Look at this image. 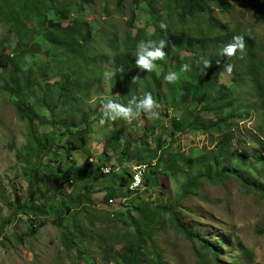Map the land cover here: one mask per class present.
Here are the masks:
<instances>
[{"label":"rangeland","instance_id":"rangeland-1","mask_svg":"<svg viewBox=\"0 0 264 264\" xmlns=\"http://www.w3.org/2000/svg\"><path fill=\"white\" fill-rule=\"evenodd\" d=\"M59 1L60 5L71 4L63 8L71 20L89 21L93 26V38L84 44L94 59L85 73L90 86L77 118H68L63 108L53 113L47 107L37 106L31 109L34 118L31 125L19 113L17 98L4 89L0 75V227L4 229L0 233V264H125L124 255L134 251L138 241L134 220L144 235L145 244L140 250L143 264H264V233L261 232L264 230V195L258 189L244 186L236 176L219 183L201 180L174 208L179 221L187 225L194 236L214 246L223 242L218 258L203 249L200 240L186 239L171 211L164 209L175 204L189 178L188 166L167 174L164 167L170 161L168 155L174 154L181 163L180 159L205 155L206 146L214 147L210 144L211 135L203 131L170 134V118L192 119L188 108L195 110V107L186 108L187 102L173 104L170 99L162 100L158 119L141 113L130 123L123 119L100 123L103 100L110 97L117 101L121 94L113 85L114 66L118 56L127 52L128 37H134L143 28L149 35L155 30L147 3L136 8L134 0ZM226 1L231 2L230 11H223L214 4L213 13L199 14L184 25H168L167 31L162 29L163 34L192 38L225 34L254 37L259 55L264 57L261 0ZM57 17L63 19L56 13L50 14L51 19ZM68 24L70 22L66 21L65 25ZM64 36L47 28V33L36 41L41 50L27 51L29 64L35 65L34 59L38 58L40 63L46 62L52 70L58 71L76 64L73 57L78 50L81 52L79 47L68 42L65 46H56L50 40V37L63 39ZM16 44L9 24H0V54L6 52L13 56ZM182 52L176 56L187 53ZM169 72L171 69L166 71ZM231 73L224 71L220 82H229ZM171 84L164 77L161 79L163 94L169 93ZM245 86L244 90L250 93V81ZM37 100L34 96L28 106L36 104ZM248 101L256 104L253 97ZM262 117L252 110L246 119L235 123V146L261 149L252 136L262 135ZM83 120L84 124L89 120L93 123L86 147L72 150L66 161L64 152L73 126L67 123L72 121L76 126ZM33 133L36 140L32 138ZM37 140L39 144L49 140L51 149L44 148L40 152L43 146ZM158 146L160 150L155 158L151 150ZM140 154L148 156V167L138 162ZM157 162L159 166L155 169ZM104 166H111L113 172L104 173L101 169ZM141 166L144 176L153 178V184L150 180L141 187L132 184V190L129 181L121 184L114 175L122 174L126 168L133 175ZM100 169L103 174L97 176ZM254 179L258 185L264 184V179L256 174ZM88 194L91 196L87 201ZM43 205L47 207L43 215L30 211L32 207ZM65 205L69 209L63 212L61 207ZM145 206L144 214L138 208ZM34 219L37 220L35 225L40 221L46 225L31 235ZM70 237L74 239L73 244L68 241Z\"/></svg>","mask_w":264,"mask_h":264},{"label":"trees","instance_id":"trees-1","mask_svg":"<svg viewBox=\"0 0 264 264\" xmlns=\"http://www.w3.org/2000/svg\"><path fill=\"white\" fill-rule=\"evenodd\" d=\"M246 0H234L233 2L245 3ZM122 2V1H120ZM142 3H147L149 15L155 30L152 34L146 32V29L138 30V33L127 40V52L118 56L114 66L113 85L121 94L116 102L127 105L133 97H142L145 93H151L158 103L162 100L170 103L187 102L186 108L195 107V110L188 108L192 119L184 116H172L170 118V134L186 130L203 131L211 135V142L214 147L208 149L205 147V155H200L180 159L174 154L168 155L169 163L164 167L167 174L181 171L183 167L188 166L189 178L182 188V194L179 195L175 204L171 207L165 206V210H170L176 226L181 230L186 239L200 240L203 249L208 250L217 258L221 255L219 246L210 245L199 236H194L190 228L181 223L175 214L174 208L179 205V201L185 198L188 193L194 190L201 180L206 179L214 183L236 176L238 180L246 187L258 189L264 195V184L258 185L254 175L264 179V130L261 136L257 134L252 136V140L259 143V148H249L247 146L238 148L234 145L233 128L237 121L246 119L250 112L254 110L258 115H263L260 119L264 129V57L259 55V46L254 37H245V49L243 52L237 50L235 55L224 56L222 51L224 47L232 41L234 35L225 34L222 37H166L160 28V23L166 22L167 25H184L190 18L199 14L213 13L214 4L219 5L223 11H230V3L226 0H134L136 8ZM122 5V3H120ZM59 0H0V24L8 23L10 34L17 39V44L13 50V56L10 54H0V75L4 79V89L17 98L16 106L19 113L33 124V111L31 109L48 108L53 113L58 109L67 110V117L77 118V113L81 112L84 106V95L90 86V81L86 78L90 63L94 59L88 54L84 44H88L93 38V26L89 21L80 19L71 20L68 13L63 11L64 7L71 6L60 5ZM164 5V6H163ZM162 6V7H160ZM260 15L264 14V0H261ZM51 13L61 15V18H50ZM166 13V14H164ZM70 24L65 25V22ZM47 28L62 32L63 39L50 37V40L56 43V46H65V43L75 45L81 49L73 60L76 64L64 69L63 71L52 70L51 66L39 59H34L35 65H30L27 51L41 50V45L36 43L39 37L47 33ZM167 40L168 46L165 48L166 56L163 60H157L156 67L160 71L151 72L141 71L135 64L136 45L141 40ZM82 47V48H81ZM5 51V49H4ZM187 52L180 55L181 52ZM70 52V51H69ZM182 52V53H183ZM208 60L210 66L206 68L203 61ZM217 61H220L218 64ZM40 63V64H39ZM77 63L79 65L77 66ZM188 64L190 71L182 72L179 79L171 84L169 93H162L161 79L165 77L170 69L172 72L181 71V66ZM83 66V68L80 67ZM232 65L231 80L229 82H220V76L226 71L225 66ZM142 73V74H141ZM138 76L134 83L132 78ZM250 81L251 92L245 91L246 83ZM140 89L142 91H140ZM37 97V103L29 105V100ZM255 98L256 104L249 103L248 98ZM32 108H31V107ZM244 110V113H241ZM103 114V111L101 112ZM35 118H38L35 116ZM72 126V137L67 143L64 152L66 161L71 157L70 152L79 148H85L87 136L93 124L90 120L87 124L80 121L76 125L70 121L67 123ZM56 126V125H55ZM66 127L60 126L59 128ZM35 128V127H34ZM218 138H214V136ZM36 140L35 135H32ZM263 137V139H262ZM49 140H53L50 138ZM46 140L43 144L37 140L42 149H51L52 142ZM242 143V142H240ZM129 148V147H128ZM45 149V150H46ZM160 146L151 150L157 157ZM149 151V150H148ZM126 152V151H124ZM140 164L149 163L148 156L138 155ZM195 173L192 172L194 165ZM159 166L157 162L153 167ZM105 167V166H104ZM102 167L101 169L103 170ZM96 174H103V172ZM115 173V172H114ZM117 180L122 184L127 181L131 186L133 175H130L128 168L122 174H114ZM96 176V177H97ZM150 180L153 184V178L145 174L144 183ZM133 192V191H132ZM91 194L87 195V201ZM63 212L68 210V205L61 207ZM25 210L24 208H20ZM145 214L147 206L138 208ZM35 215L47 213V207L37 206L30 209ZM40 220V219H39ZM32 220L30 234L35 235L38 228L46 225V222ZM137 226L138 241L134 251H128L124 255L125 264H143L141 260V248L145 242L142 240L144 235L139 224L134 220ZM0 227V233L3 232ZM264 233V230L261 231ZM73 244L74 239L68 238Z\"/></svg>","mask_w":264,"mask_h":264},{"label":"clouds","instance_id":"clouds-1","mask_svg":"<svg viewBox=\"0 0 264 264\" xmlns=\"http://www.w3.org/2000/svg\"><path fill=\"white\" fill-rule=\"evenodd\" d=\"M160 28L167 31L168 25L166 22L160 23ZM168 41L161 39L159 41L148 39L141 40L136 45L135 51V64L141 71L151 72L156 68V61L163 60L166 56L165 48L168 46ZM245 49V38L243 35H234L232 41L228 43L223 51L222 55L232 56L235 55L237 50L243 52ZM204 66L208 68L210 62L208 60L203 61ZM219 64L220 61H217ZM225 69L231 73L233 70L232 65H226ZM190 71L188 64L181 66V72ZM139 75L132 78L135 83ZM164 79L169 83H175L179 79L177 72H169L165 75ZM163 105L158 103L151 93H145L142 97L133 96L127 103V105L116 102L112 98H105L102 102L103 114L100 121L101 124L108 120L115 121L117 119H123L127 122H132L138 118L141 113L146 114L150 119H158L160 116V110ZM105 173V172H104ZM107 174V173H106Z\"/></svg>","mask_w":264,"mask_h":264},{"label":"bare ground","instance_id":"bare-ground-1","mask_svg":"<svg viewBox=\"0 0 264 264\" xmlns=\"http://www.w3.org/2000/svg\"><path fill=\"white\" fill-rule=\"evenodd\" d=\"M140 165H144V164H140ZM147 165V164H146ZM147 167H148V165H147ZM110 168L112 169V171H111V169L108 171L107 169V166H105L104 168H103V171L105 172V173H107V172H109V173H112L113 172V168L110 166ZM141 169H142V166L141 167H138V171H137V173H136V176H140V177H143L144 176V173L141 171ZM146 170V169H145ZM107 171V172H106ZM108 174V173H107ZM132 184H134V187H137L138 185H136L135 183H131V189H132ZM132 190H134V189H132ZM138 190V189H137ZM114 201V200H113Z\"/></svg>","mask_w":264,"mask_h":264},{"label":"built area","instance_id":"built-area-1","mask_svg":"<svg viewBox=\"0 0 264 264\" xmlns=\"http://www.w3.org/2000/svg\"><path fill=\"white\" fill-rule=\"evenodd\" d=\"M144 165L146 166V163H144ZM107 168L110 170V166H107ZM132 183H135L139 187H141L143 185V183H144V177L136 176V170H135V172L133 174ZM111 202H113V200H111Z\"/></svg>","mask_w":264,"mask_h":264}]
</instances>
